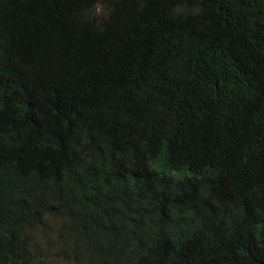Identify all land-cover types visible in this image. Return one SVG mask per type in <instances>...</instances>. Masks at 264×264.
Wrapping results in <instances>:
<instances>
[{"label":"trees","instance_id":"trees-1","mask_svg":"<svg viewBox=\"0 0 264 264\" xmlns=\"http://www.w3.org/2000/svg\"><path fill=\"white\" fill-rule=\"evenodd\" d=\"M0 264H264V0H0Z\"/></svg>","mask_w":264,"mask_h":264}]
</instances>
